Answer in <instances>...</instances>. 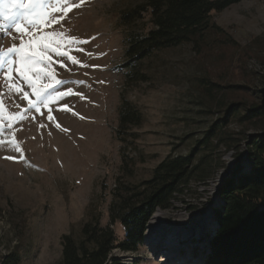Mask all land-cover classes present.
<instances>
[{"label":"rangeland","instance_id":"1","mask_svg":"<svg viewBox=\"0 0 264 264\" xmlns=\"http://www.w3.org/2000/svg\"><path fill=\"white\" fill-rule=\"evenodd\" d=\"M11 2L0 4V264L12 256L19 264H61L62 237L79 242L84 224L96 220L121 242L125 229L112 223L113 202L151 180L168 156L188 155L238 106L223 130L226 141L199 154L214 173L191 180L167 208L168 220L184 223L180 233L188 237L171 243V231H156L138 252L116 248L110 255L122 264H204L217 229L215 216L204 215V200L215 182L236 173L237 161L248 164V142L263 133L242 118L264 91V0L213 13L217 33L198 45L156 51L130 69L128 37L146 34L152 23L150 11L129 23L124 15L146 0H43L45 19L56 20L36 28L4 18L5 10L19 11L5 9ZM25 3L41 11L34 0ZM49 41H55L50 59L35 66L44 69L37 79L22 53L39 52ZM24 74L44 89L47 104L37 102ZM124 107L139 114V124L121 121Z\"/></svg>","mask_w":264,"mask_h":264},{"label":"trees","instance_id":"2","mask_svg":"<svg viewBox=\"0 0 264 264\" xmlns=\"http://www.w3.org/2000/svg\"><path fill=\"white\" fill-rule=\"evenodd\" d=\"M241 1L146 0L144 5L124 15L129 23L134 15L150 11L152 23V29L146 34L129 35L128 62L124 67L130 69L159 50L184 44L198 45L207 34L219 30L211 23L212 14ZM237 89L238 86L232 88ZM262 93L260 102L254 104L242 119L259 124L263 133L248 142L246 168L241 169L238 165L236 173L220 186V205L215 210L217 229L204 264H264V91ZM238 111V106L228 109L188 155L168 156L155 168L151 180L135 190H127L125 196L113 202L110 207L112 223L119 222L125 229L121 242H117L110 229L100 227L98 220L88 222L82 228L81 241L77 242L72 236L62 237L61 264H122L116 258L111 260L114 249L138 252L146 243V226L155 210L168 208L191 180L202 182L214 173L216 168L207 161V156L199 154L205 149H217L226 141L222 137L223 130ZM121 121L139 124L140 116L125 108ZM6 264H19V259L12 256Z\"/></svg>","mask_w":264,"mask_h":264},{"label":"snow or ice","instance_id":"3","mask_svg":"<svg viewBox=\"0 0 264 264\" xmlns=\"http://www.w3.org/2000/svg\"><path fill=\"white\" fill-rule=\"evenodd\" d=\"M4 3V0H0V4ZM34 4H38L41 6V11L37 12L35 8H30L27 3H25V0H12L11 3H7L4 5L5 9H19V11H16L12 14H9L8 11H4L2 14L4 15L5 19H14L16 17H20V20H17L16 23L19 25L21 23V20L27 21L33 28H36L39 26L40 23H53L56 20V17H51L50 19H45L46 12L43 9V0H34ZM3 26L0 25V28ZM48 39L47 37H42L41 40ZM55 43V41H49V43H41L40 44V51L39 52H32L30 55H25L22 53V59L25 60V62L30 63L33 66V69H35V66L39 63H42L43 61L49 60L50 57L47 54L50 51L51 44ZM59 45H57V48ZM13 49H9V51H12ZM58 55H61L62 53H57ZM73 63H76L75 60L72 61ZM11 63V61H10ZM61 67H65L63 62H61ZM44 69H38L36 70V77L39 79V73L42 72ZM24 78L28 81L29 85L35 89L36 91V97L37 102L42 104H47L49 102L50 97L42 95L44 89H36L35 82L29 77L27 74H24ZM59 82V81H57ZM50 87V86H48ZM29 107H37L35 104H30ZM237 164L241 169L247 166V162L242 157L239 161H237Z\"/></svg>","mask_w":264,"mask_h":264},{"label":"bare ground","instance_id":"4","mask_svg":"<svg viewBox=\"0 0 264 264\" xmlns=\"http://www.w3.org/2000/svg\"><path fill=\"white\" fill-rule=\"evenodd\" d=\"M221 180H218L217 184H215L213 187H214V190L210 193V196L207 197L205 200H204V203L206 204L208 210H206L205 212V216H215V210H214V206L216 205V202L217 201H220L219 199V189H220V184H221ZM188 188V187H187ZM205 192V191H204ZM179 193V192H178ZM182 193V192H181ZM174 200V199H173ZM173 200L171 201V204H173ZM211 201L210 204L208 201ZM168 208H170L171 210H173V206H169ZM169 209H156L154 214L150 217V220L146 226V231H145V238H146V244L150 243V239H152V235L154 236L157 232L158 234H163L165 231L169 230L171 231V236L167 237L166 240L168 242H176L177 239L176 238H179L180 235H182V233H180V227L177 225L176 227L173 226V225H160V220H164V217L163 216H167V214L169 213L168 212ZM193 212V211H192ZM203 214V213H202ZM155 215V216H154ZM154 216V217H153ZM153 217V218H152ZM198 218H196V222L200 223L201 221L203 222L202 220V216H197ZM179 218H181V220H184L186 221L187 218H185L184 216L180 215ZM197 224V223H196ZM150 226H152V228H150ZM157 231V232H156ZM163 231V232H162ZM178 231V233L176 232ZM172 232H174V235L172 234ZM182 236H187V235H182ZM188 237V236H187ZM212 238V237H211ZM176 245V243H175ZM164 257H162V260L161 261H164Z\"/></svg>","mask_w":264,"mask_h":264},{"label":"water","instance_id":"5","mask_svg":"<svg viewBox=\"0 0 264 264\" xmlns=\"http://www.w3.org/2000/svg\"><path fill=\"white\" fill-rule=\"evenodd\" d=\"M226 176H227L226 174H223L222 180H224ZM202 213H204V212H202ZM163 217H164V220H160V225H173V226L184 225V223L183 224L182 223H172V221H169L166 216H163ZM188 222L189 221L185 222V224ZM150 228H152V226H150Z\"/></svg>","mask_w":264,"mask_h":264}]
</instances>
